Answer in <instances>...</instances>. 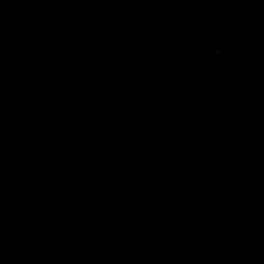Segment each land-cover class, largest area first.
Returning <instances> with one entry per match:
<instances>
[{"label":"water","instance_id":"1","mask_svg":"<svg viewBox=\"0 0 264 264\" xmlns=\"http://www.w3.org/2000/svg\"><path fill=\"white\" fill-rule=\"evenodd\" d=\"M0 264H264V0H0Z\"/></svg>","mask_w":264,"mask_h":264}]
</instances>
